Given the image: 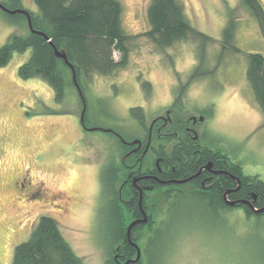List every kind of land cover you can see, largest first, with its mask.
<instances>
[{"label": "rangeland", "instance_id": "374dc122", "mask_svg": "<svg viewBox=\"0 0 264 264\" xmlns=\"http://www.w3.org/2000/svg\"><path fill=\"white\" fill-rule=\"evenodd\" d=\"M119 1L122 28L133 35L126 41L127 64L92 76L85 86L86 130L75 87L68 85L57 101L40 78L18 76L30 48L13 52L0 66V264H10L15 245L27 239L41 214L56 219L85 264H105L113 253L115 195L98 166L106 156L119 157L115 133L144 135L140 114L131 113L132 107L142 108L146 128L167 111L183 116L172 108L182 89L179 107L203 117L198 126L205 127V139L245 174L264 179V116L245 75L246 54L264 55V37L248 8L241 0H180L189 23L212 41L188 37L161 49L142 35L148 29L149 0ZM259 1L264 8V0ZM0 2L12 6L10 0ZM20 3L37 11L32 0ZM230 18L235 20L232 45L237 50L223 49L221 43ZM28 31L24 17L11 18L0 8V44L13 33ZM113 58H120L116 49ZM144 80L150 82L149 94ZM24 174L31 182L27 194L18 183L21 178L13 184ZM38 188L42 197L38 194L36 200L32 196ZM203 212L196 207L193 213L167 218V229L156 225L140 242L145 264H264V215L247 216L238 207L230 208L226 218Z\"/></svg>", "mask_w": 264, "mask_h": 264}, {"label": "trees", "instance_id": "16d2710c", "mask_svg": "<svg viewBox=\"0 0 264 264\" xmlns=\"http://www.w3.org/2000/svg\"><path fill=\"white\" fill-rule=\"evenodd\" d=\"M32 1L37 6V11L26 10L30 15L33 30L29 29L26 34L13 33L0 44V66L9 61L13 52H22L30 48L28 58L17 68L18 76L22 79L40 78L52 88L55 99L60 101L68 85L76 88L70 66L73 67L76 81L85 98V86L92 81V76L108 75L127 64L126 41L133 35L125 33L122 28V6L119 0ZM10 2L12 6L8 2L1 3L9 9H25L20 0H10ZM241 2L257 20L264 37V8L260 1L241 0ZM8 14L11 18L16 15L22 16L27 21L24 13ZM145 15L148 29L143 31L142 35L150 38L161 49L188 37H192L195 41L202 40L200 42L212 41L211 36L189 23L180 0H149ZM235 26V20L230 18L223 27L221 38L223 49L230 47L232 50H237V47L232 45ZM54 48L65 53L68 63L55 54ZM115 49L120 52L118 60L113 58ZM204 55L205 53L202 52L200 57ZM198 67L199 65L193 68L191 77L197 74ZM245 75L264 116V55L257 52L246 54ZM142 86L149 94L150 82L144 80ZM183 91L184 89L177 93L172 104L173 109L182 112L178 102ZM130 111L131 113L139 112V121L143 125L142 108L132 107ZM230 166L231 188H235L240 183L238 193L249 194V198H253L251 196L254 194L253 207H262L264 205V179L257 175L245 174L238 162L230 160ZM236 194L232 193V199L237 198ZM239 206H242L247 216L264 215V211L255 213L251 210L252 208ZM117 240V237L114 238V242ZM128 247L129 245L125 244V249ZM112 248L111 251L114 250ZM127 251L123 253L124 257L130 255ZM10 264L85 263L62 235L56 219L50 215L41 214L27 239L15 245ZM105 264L116 263L110 255Z\"/></svg>", "mask_w": 264, "mask_h": 264}, {"label": "flooded vegetation", "instance_id": "af4514ba", "mask_svg": "<svg viewBox=\"0 0 264 264\" xmlns=\"http://www.w3.org/2000/svg\"><path fill=\"white\" fill-rule=\"evenodd\" d=\"M178 112L183 116L167 111L153 118L147 128L141 125L144 131L141 137L127 138L111 131L119 141L121 153L119 157L114 154L113 158L106 156L98 167L101 174L109 176L108 185L115 195L112 211L116 227L113 234L118 240L113 244L111 256L116 264L126 261V264H145L140 242L156 230V225L164 224L167 229L170 226L167 220L172 216L193 213L196 207L205 214L222 218L228 217L232 207L243 212L239 205L251 209L249 203H253L255 195L249 198V194L238 193L240 183L232 190L230 158L215 142L205 139V127L198 126L205 122L203 117L199 119L193 114ZM81 126L87 129L85 121ZM20 176L13 180V184L19 183L23 194H27L31 187L30 178L28 174ZM17 178H21L18 183ZM39 190L32 196L36 200ZM232 193H237V198L232 199ZM231 200H247L248 203L232 206ZM133 221L136 223L130 229L129 241L126 229ZM125 244L129 245L126 249ZM136 245L140 255L137 261H133ZM125 250L130 255L124 257Z\"/></svg>", "mask_w": 264, "mask_h": 264}, {"label": "water", "instance_id": "95a60500", "mask_svg": "<svg viewBox=\"0 0 264 264\" xmlns=\"http://www.w3.org/2000/svg\"><path fill=\"white\" fill-rule=\"evenodd\" d=\"M0 8H1L2 10H4L5 12H8V13H14V12H21V13H24L25 16H26V19H27V24H28L29 29H30V30H33L32 25H31L30 15H29V13H28V11H27L26 9H23V8L9 9V8L5 7L1 2H0ZM54 52H55V54H56L58 57H61L66 63H68V61H67V59H66V55H65V53H64L63 51H58L57 49L54 48ZM70 67H71V69H72V80H73V82H74V84H75V86H76V88H77V91H78L79 96H80L81 101H82V111H81V114H80V121H81V123L83 124V121H84V113H85V108H86L85 98H84V96H83V94H82V91H81V89H80V87H79L77 81H76V77H75V73H74L73 67H72V66H70ZM199 119H202V117H199ZM94 129H95V128H94ZM103 130L106 131V129H103ZM236 188H237V187H236ZM232 190H235V188L232 189ZM245 202L248 203L247 200H231L229 203H230V205L233 206V205H235V204H237V203H245ZM249 206L252 208V210H253L255 213H261V212L264 211V205H263L262 207H260V208H255V207H253L252 204L249 203ZM142 220L145 221V219H142ZM135 223H136V221H133V222H131V223H129V224L127 225L126 235H127V239H128L129 241H131V240H130V229H131V227H132ZM136 249H137V250H136V256H135V258L133 259V261H137V260L139 259V255H140V253H139V249H138V246H137V245H136ZM126 263H127V261H126L124 264H126Z\"/></svg>", "mask_w": 264, "mask_h": 264}]
</instances>
